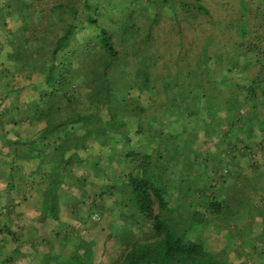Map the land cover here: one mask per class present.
I'll return each mask as SVG.
<instances>
[{
    "label": "rangeland",
    "instance_id": "rangeland-1",
    "mask_svg": "<svg viewBox=\"0 0 264 264\" xmlns=\"http://www.w3.org/2000/svg\"><path fill=\"white\" fill-rule=\"evenodd\" d=\"M6 1L0 0V14L6 12L4 10ZM69 1H9L8 6L12 7L8 10L12 13L11 17L8 18L6 15V18H0V62L5 60L8 52H11L9 50L10 31L19 28L28 38L31 33L29 28L32 25L37 27L38 34H41L45 27L46 17L50 14L53 6ZM77 1L74 0L75 3ZM181 1L189 3V0H92L95 7L90 13L96 17L100 27L110 32L114 47L119 52V57H125L127 63L123 69L117 67L113 72L111 71L110 77L112 76L117 84V88L113 92V100H131L133 103L126 102L127 105L125 104L124 107L128 110L130 107H135L133 104L136 102L132 100L137 98L154 100L155 107L162 106L164 98L170 99L166 105L168 114H166L164 123L165 132L171 135V138L169 136L167 138H170L169 143L172 151L165 155L164 165L159 172L163 173V181L165 182L163 190L164 193H167L169 207L172 208L171 212L175 221L187 223L193 206H196L202 213L206 211L205 205L212 199L213 195H226L228 203L232 204L236 199L234 192L244 183L245 177L255 181V190L253 194H250L253 199L244 201L243 196H240L239 202L244 201L245 204L236 209L235 217L233 216L232 221L227 222V225L234 229L236 234L234 244L239 247L238 251H236L235 245L228 247L227 255L233 259L244 258L247 264H264V238L262 241L258 234L263 231L264 227V98L262 90L257 88L254 101L257 102V106L256 109H253L252 104L246 107L241 99L238 100L241 95V97L244 96V93L233 97L231 90L238 91L241 88L246 90L251 86L257 68L258 70L260 68L255 66L244 70L238 66L239 61L237 59L232 58V61L224 59V54L235 52L233 43L237 45L239 41L236 33L240 16L239 0H202L203 5L209 11L208 17L196 15L192 10L186 9L180 3ZM249 5L250 25H261L259 31L264 39V0H251ZM18 6L26 11L18 12L16 9ZM77 6L83 10L81 5L77 4ZM34 12L39 13L40 21L33 19L31 24H27L28 28L25 27L23 23L30 22ZM78 24H81V20L78 21ZM19 35H22L21 32L17 33L18 37ZM209 37H211V41L207 46L208 54L213 57L205 62L203 53L206 39ZM88 39L91 41V50L96 51L93 45L97 44V40L94 39L93 32L89 28L83 27L77 35V42L79 44L84 43ZM28 44L30 49L27 50L30 51L34 44L31 42ZM244 50L242 48L240 51L243 52ZM133 51L135 54L132 53ZM93 52L94 58L95 52ZM101 55L95 56L100 58ZM144 56H148L145 61L138 62ZM136 58L138 59L137 63ZM94 61L99 62L95 59ZM261 64L259 72L260 76L264 77V58ZM13 73L15 74L12 80H10L11 78L9 80L4 79L0 74V91L10 90L8 86L10 88L17 87L20 90L24 86H29V80L23 74L17 73V70ZM32 76V81L40 79L36 75ZM141 77L150 79L148 84L150 94L144 93L140 96L141 92L145 91L144 86L139 83ZM211 78L214 87L209 83ZM82 79L78 78L73 85L66 89L74 92L76 100L70 99L69 101L67 100L68 97L60 99V107H57L63 110V113L69 110L72 112L73 110L87 109L101 112L106 108L100 101L103 90L99 88V83L93 84L91 80L82 85ZM95 80H97V76L93 79V81ZM6 83L8 85L2 88ZM229 84H232L233 87H229ZM205 91L213 97V94L216 97L222 93L217 97V103L215 102L214 107L209 111L212 113L213 120L210 117L208 120L205 114L207 111L203 99ZM228 97H231L233 102L238 101L239 104L235 107L222 104L226 103L225 98ZM28 98L33 99L28 94V89L23 88L18 95V100L26 103ZM249 112L252 116L251 124L248 122ZM47 120L48 117L43 116L42 122L47 124ZM36 121L38 120L35 117H31L30 123L24 125V130L27 132L38 130L40 127L37 125L38 122L35 123ZM42 122L39 120L40 126ZM212 122H214L213 130H210L212 139L208 140L204 136L203 126L210 127ZM221 123L227 125L224 124L221 127ZM232 124L235 125L234 128H230L233 127ZM251 129L252 132H250ZM234 131H237L238 134L234 135ZM15 132L16 130L10 136L15 138ZM218 132H222V134L220 135ZM224 133L225 137L228 136L232 141L234 147H237L235 149L239 155L235 159L233 157L232 160L220 162L217 157L213 159V153L222 147L223 143L220 144L219 142L224 140ZM191 134H195L196 141L194 140L195 136L189 137ZM51 139L55 140V148H57L60 141L57 140L56 136ZM193 142L194 147L199 149L200 153L192 150ZM17 146L18 143L15 144V147ZM120 148L119 144L116 145V149L121 150ZM182 154L183 158H180ZM242 155L245 159H251V162L245 161L241 157ZM251 156L252 158H250ZM225 157L228 156H222L223 159ZM172 158H177L181 169L172 167L176 162L171 160ZM41 159L46 163L49 158L42 156ZM70 159L73 161L70 160V163L65 165L60 155L56 154L55 165L60 174L73 173L77 178H80L86 172L92 173L89 170L90 165L81 168L74 160L76 157ZM88 159L93 162L96 156L93 157L89 153ZM232 161H235V164ZM225 163H227V167H224ZM108 165L113 168V170L109 168V174L115 177L121 175V167L126 168L127 166L128 171L132 172V165L126 163L120 155L101 158L99 171L101 168H107ZM64 167L66 170L62 171ZM114 167L119 168V171ZM173 183L175 189L168 186ZM119 187L120 184L117 183L114 193L111 192L106 198L103 209L99 210L100 207L97 208V206L85 208V219L90 221L86 227H92L93 231L92 233L87 231L83 238L88 240L89 235H92L93 244L88 246V243H85L86 247L102 264H111L115 260L124 259L128 245L134 240V237L137 236L138 239L145 237V234L140 233L145 228V223L131 224V219L128 216L130 211L123 205L124 197L120 199L121 202L119 201L118 198L121 197L119 192L122 191L121 189L119 191ZM218 188L220 189L219 192L216 190ZM45 201L44 195L41 204L44 205ZM249 209L250 217L242 215ZM156 212L158 213L157 210ZM259 213L262 215L259 216ZM162 214L166 215L165 212ZM252 214L258 216L251 217ZM94 215L97 217L95 218ZM249 223L252 224L251 227ZM249 231L252 232L248 234ZM199 234H202L203 237H208V235L215 237L212 228H206Z\"/></svg>",
    "mask_w": 264,
    "mask_h": 264
},
{
    "label": "trees",
    "instance_id": "trees-1",
    "mask_svg": "<svg viewBox=\"0 0 264 264\" xmlns=\"http://www.w3.org/2000/svg\"><path fill=\"white\" fill-rule=\"evenodd\" d=\"M9 1L12 2V0H7L4 7L7 13H1L0 18H6V15L8 18L11 17L12 13L8 11L12 9L8 6ZM250 1H238L240 16L236 33L239 41L237 45L233 43L234 53L224 54L225 60L237 59L238 66L244 70L255 66L261 69L264 58V39L259 31L262 26H251L248 17ZM186 2L181 1L180 3L196 15L207 17L210 15L202 0ZM77 4L81 5L83 10H80L81 8ZM94 7L92 0H78L76 3L74 0H70L59 3L53 6L50 14L47 15L41 34H38V28L32 25L29 28L31 33L28 38L19 28L10 31L9 50L11 52H8L5 60L0 62V74L4 79L11 78L10 80H12L15 74L13 72L17 70V73L23 74L29 80V86H24L22 89L27 88L28 94L33 98L32 100L28 98L26 101L30 117L41 121H43V116L48 117L47 127L37 134L38 144L35 141L28 143L27 153L18 154L17 159L18 164L36 162L40 164L41 161L43 162L41 159L43 156L49 158L47 163L53 165L55 171L50 174V177L54 178L55 182L52 187L47 189L48 191L46 190L45 212L51 217L53 223L58 222V212L54 202H56L57 186L61 183L62 173L57 172L56 154L60 155L65 165L69 164L70 160L73 161L70 158L76 157L74 160L78 167L90 165V170L98 177L100 175V159L120 155L126 163L132 165V172L128 174L126 181L120 184L118 189L122 191L119 192L121 197L118 199L121 202L120 199L124 197L123 205L130 211L128 216L131 219V224L143 222L146 226L140 232L145 234V237L143 239L134 237V240L128 245L124 259L115 260L111 264H247L244 258L233 259L227 255V248L234 246L236 240L234 229L228 226L227 222L232 221L231 218L235 217L237 213L236 209L243 207L246 199H253L250 194H253L255 190V181L245 178L244 183L235 190L236 199L232 204L228 203L226 195H213L212 199L206 203V211L203 213L193 206L187 223H179L174 220L167 193H164L163 190V184H165L163 173L159 172L164 165L165 155L172 151L169 143L171 135L165 132L164 123L166 114H168L166 105L170 99L164 98L162 106L155 107L154 100L137 98L132 100L136 102L133 104L135 107H130L128 110L124 107L126 102L133 103L131 100H113V92L116 90L117 84L116 80L112 76L110 77L111 71L113 72L117 67L123 69L127 63L125 57H119L110 32L100 27L96 17L90 13ZM16 9L21 13L23 10L26 11L20 6ZM40 18L39 13L34 12L30 22L23 24L28 28L27 24H31L33 19L39 22ZM80 20L81 24L79 25L78 21ZM209 24L211 23L209 22ZM83 27L89 28L93 32L94 39L97 40V44L93 45L96 49L94 58L93 50L90 48V39L80 44L77 42V35ZM18 32L22 34L19 37L17 36ZM210 41L211 37L207 38L205 42L203 53L205 62L213 57L208 54L207 46ZM29 42L34 44L30 51L27 50L30 49ZM242 48L245 49L243 52L240 51ZM132 53L135 54V51ZM95 55H101V57L98 58ZM147 57H141L139 60L136 58V63L137 60L138 62L145 61ZM259 70L257 68L251 86L246 90L245 88L238 91L231 89L233 97L244 93V96L241 97V95L238 100L241 99L246 107L252 104L253 109H256L257 106V102H254L257 88L262 90L264 98V77L260 76ZM32 75H36L40 79L32 81ZM93 75L94 77H92ZM95 76H97V80L93 81ZM78 78H83L82 85L91 80L93 84L99 83V88L103 90L100 101L102 105L106 106L103 111L87 109L73 110L72 112L69 110L63 113V110L59 108L61 98L68 97L69 101L70 99L76 100L74 92L66 89L73 85ZM140 80L139 83L145 88L140 96L144 93L150 94L151 91L148 89L150 79L141 77ZM209 83L213 86L212 78ZM229 87H233V85L229 84ZM213 95L214 97L205 91L203 96L208 120L210 118L213 120L212 113L209 111L214 107L219 96ZM231 99V97L225 98L226 103L222 104L232 107L239 104L238 101L233 102ZM213 127L214 122L210 127L203 126L205 137H212L210 130H213ZM54 136L60 141V145L57 148L54 147L50 154H42L49 147L51 138ZM118 144L121 150L116 149ZM17 148L19 149L20 146ZM35 151H39V153L34 155ZM86 152L87 154H85ZM89 153L93 157L96 156L93 162L88 159ZM225 164L224 167H227V163ZM66 167L62 168V171L66 170ZM216 190L220 191L219 188ZM240 196H243L244 201L239 202ZM162 212H165L166 215H163ZM249 213L250 209L243 212L242 215L249 216ZM260 215L262 213H259ZM253 216L258 215L252 214L251 217ZM253 222L255 223V220ZM251 226L252 224H250ZM206 228H212L215 237L210 235L203 237L202 234H199ZM252 231H249L248 234ZM258 234L263 241L264 227L263 231ZM235 249L238 251L239 247L236 246ZM54 264L102 263L83 243H80L75 245V251L66 255H56Z\"/></svg>",
    "mask_w": 264,
    "mask_h": 264
},
{
    "label": "crops",
    "instance_id": "crops-1",
    "mask_svg": "<svg viewBox=\"0 0 264 264\" xmlns=\"http://www.w3.org/2000/svg\"><path fill=\"white\" fill-rule=\"evenodd\" d=\"M7 85L8 83L2 88ZM8 87L10 90L0 91V264H54L56 255H66L75 251L76 244L88 243V246L93 244L94 238L91 234L88 240L83 238L87 231L88 233L93 231L91 226V228L86 227L90 221L85 219V208L97 206L100 207L99 210L103 209L106 198L116 189L117 183L126 181L130 170L128 171L127 166L121 167V175L115 177L109 174V168L112 170L113 168L108 165L107 168L100 169L99 177L87 172L80 178L73 173L61 174L62 180L57 186L56 202H54L58 212V222L53 223L45 212V203L41 204L47 189L55 182L54 178L50 177L55 171L53 165L45 161H41L40 164L17 163L18 154L27 153L28 143L35 141L38 144L37 134L47 127V124L40 120L42 122L40 126L38 120L35 122H38L37 125L40 127L38 130L31 132L24 130V125L30 123L31 117L27 103L18 100L22 88L20 90L17 87ZM248 122L250 124L252 122L250 112ZM221 124V127L227 125ZM232 126L230 128H234L235 125ZM14 130H16L15 138L10 136ZM218 133L222 134V132ZM233 133L238 134L237 131ZM223 135L224 140L219 142L223 143L222 147L213 153V159L217 157L220 162L232 160L233 157L235 159L239 155L235 149L237 147H234L228 136L225 137V133ZM194 136L195 134H191L189 137ZM234 138L236 139V136ZM196 139L195 136L194 140ZM207 139L211 140L212 137ZM194 142L192 150L200 153V150L194 147ZM16 143L20 146L19 149L18 146L15 147ZM54 144L55 140L51 139L49 147L42 154H50L51 149L55 147ZM38 153L39 151L33 152L34 155ZM225 155L228 157L223 159L222 156ZM241 157L251 162V159H245L243 155ZM180 158H183V154ZM171 160L176 161L173 168L181 169L177 158ZM232 163L235 164V161ZM116 170L119 171V168ZM168 186L175 189L174 183ZM105 210H108L106 206Z\"/></svg>",
    "mask_w": 264,
    "mask_h": 264
},
{
    "label": "built area",
    "instance_id": "built-area-1",
    "mask_svg": "<svg viewBox=\"0 0 264 264\" xmlns=\"http://www.w3.org/2000/svg\"><path fill=\"white\" fill-rule=\"evenodd\" d=\"M94 217L96 218L97 216L94 215Z\"/></svg>",
    "mask_w": 264,
    "mask_h": 264
}]
</instances>
